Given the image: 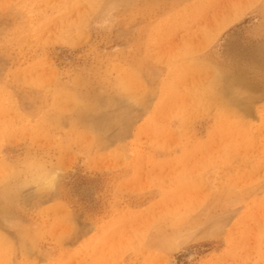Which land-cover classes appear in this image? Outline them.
Instances as JSON below:
<instances>
[{"label": "rangeland", "instance_id": "obj_1", "mask_svg": "<svg viewBox=\"0 0 264 264\" xmlns=\"http://www.w3.org/2000/svg\"><path fill=\"white\" fill-rule=\"evenodd\" d=\"M0 214V264H264V0H0Z\"/></svg>", "mask_w": 264, "mask_h": 264}, {"label": "bare ground", "instance_id": "obj_2", "mask_svg": "<svg viewBox=\"0 0 264 264\" xmlns=\"http://www.w3.org/2000/svg\"><path fill=\"white\" fill-rule=\"evenodd\" d=\"M90 1H91V0H90ZM95 2H96V1H94L93 3H95ZM102 2H103V1H102ZM107 2H108V1H107ZM123 2H124V1H123ZM186 2H187V1H186ZM91 3H92V2H91ZM99 3H101V2L99 1ZM125 3H126V2H125ZM196 3H197V2H196ZM201 3H202V2H201ZM115 4H117V3H115ZM101 5H102V4H101ZM101 5H100V6H101ZM200 5H201V4H200ZM200 5H199V6H200ZM95 7H97V5H96ZM95 7H94V8H95ZM115 7H116V6H115ZM118 7H119V6H118ZM181 8H182V7H181ZM201 8H203V4H202V7H201ZM201 8H200V9H201ZM199 16H200V15H199ZM202 16H203V15H202ZM202 18H203V17H202ZM210 70H211V69H210ZM213 73H214V72H213ZM124 97H125V96H124ZM127 97H128V96H127ZM125 98H126V97H125ZM128 98H129V97H128ZM126 99H127V98H126ZM129 99H130V98H129ZM115 103H116V102H115ZM9 193H10V190H8V194H9ZM12 193H13V192H12ZM14 197H15V196H14ZM0 215H1V214H0Z\"/></svg>", "mask_w": 264, "mask_h": 264}]
</instances>
